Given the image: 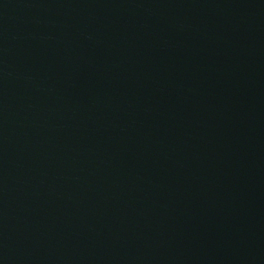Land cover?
I'll list each match as a JSON object with an SVG mask.
<instances>
[{
  "label": "water",
  "instance_id": "95a60500",
  "mask_svg": "<svg viewBox=\"0 0 264 264\" xmlns=\"http://www.w3.org/2000/svg\"><path fill=\"white\" fill-rule=\"evenodd\" d=\"M0 264H264V0H0Z\"/></svg>",
  "mask_w": 264,
  "mask_h": 264
}]
</instances>
